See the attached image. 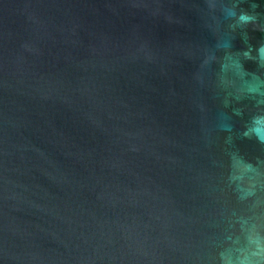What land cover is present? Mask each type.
Segmentation results:
<instances>
[{
    "label": "water",
    "instance_id": "obj_1",
    "mask_svg": "<svg viewBox=\"0 0 264 264\" xmlns=\"http://www.w3.org/2000/svg\"><path fill=\"white\" fill-rule=\"evenodd\" d=\"M0 264H264V0H0Z\"/></svg>",
    "mask_w": 264,
    "mask_h": 264
},
{
    "label": "clouds",
    "instance_id": "obj_2",
    "mask_svg": "<svg viewBox=\"0 0 264 264\" xmlns=\"http://www.w3.org/2000/svg\"><path fill=\"white\" fill-rule=\"evenodd\" d=\"M241 19H247V17H241Z\"/></svg>",
    "mask_w": 264,
    "mask_h": 264
}]
</instances>
